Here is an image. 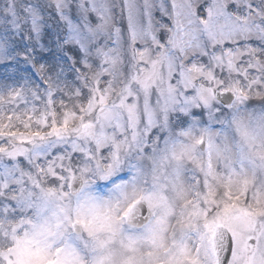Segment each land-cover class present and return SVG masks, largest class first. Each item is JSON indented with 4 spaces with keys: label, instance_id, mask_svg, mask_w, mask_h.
<instances>
[{
    "label": "snow or ice",
    "instance_id": "snow-or-ice-1",
    "mask_svg": "<svg viewBox=\"0 0 264 264\" xmlns=\"http://www.w3.org/2000/svg\"><path fill=\"white\" fill-rule=\"evenodd\" d=\"M0 264H264V0H0Z\"/></svg>",
    "mask_w": 264,
    "mask_h": 264
}]
</instances>
